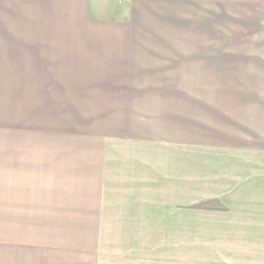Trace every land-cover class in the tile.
<instances>
[{
	"label": "crops",
	"instance_id": "1",
	"mask_svg": "<svg viewBox=\"0 0 264 264\" xmlns=\"http://www.w3.org/2000/svg\"><path fill=\"white\" fill-rule=\"evenodd\" d=\"M91 9L90 0H0V12L15 11L19 21L24 11L39 15L35 27L65 22L86 31L93 24L105 28L98 34H34L18 39L24 45L14 56L33 59V66L20 67L32 74L114 76L94 88L67 80L71 88L62 89L61 106L72 105L68 91H78L82 105L103 99L134 109L108 129L35 132L38 140L27 152L7 150L33 156L34 174L24 179L33 183L18 185L32 188L34 199L25 208L36 219L65 220L82 236L88 264H187V257L193 264H264V147L213 145L202 142V133L188 132L179 118L188 112L166 109L169 93L182 86L132 81L149 73L136 53L137 46L149 52L148 42L124 34L137 23L134 4L128 22L91 19ZM0 22L8 26L4 13ZM57 57L71 65L61 71L41 66ZM50 86L42 92H51ZM138 90L160 93L136 95ZM104 91L112 97H101ZM17 209L6 203L3 216L13 218ZM6 258L1 264L10 263Z\"/></svg>",
	"mask_w": 264,
	"mask_h": 264
},
{
	"label": "rangeland",
	"instance_id": "2",
	"mask_svg": "<svg viewBox=\"0 0 264 264\" xmlns=\"http://www.w3.org/2000/svg\"><path fill=\"white\" fill-rule=\"evenodd\" d=\"M90 3L91 19L114 22H128L127 11L134 4L137 23L129 24L124 34L145 38L149 52L157 57L141 52L137 46L139 61L145 67L141 66L147 67L143 70L149 73L133 75L132 81L182 86L169 93L170 104L166 109L172 115L176 109L188 112V116L179 115L188 132L202 133V142L211 141L213 145L264 147V0H90ZM9 10L0 12V19L4 13L8 23L2 27L0 22V264L6 257L9 264H18L17 260L34 264V259L37 264H62L63 260L88 264L90 257L83 247L82 236L72 233L65 220L36 219L34 210L25 208L27 201L34 199L32 188L18 185L33 183L24 180L34 174L33 156L6 153L27 152L38 140L35 132L44 135L57 133L54 131H98L115 120L118 124L122 121L121 113L134 109L130 106L127 110L124 102L115 107L103 99L92 103L99 105L90 102L82 105L77 100L78 91H68L72 105L67 101L66 106H61L59 100L62 95L65 98L62 89L71 88L67 80L94 88L114 76L32 74L20 67L33 66L34 60L14 56L21 50L19 45H24L18 39L25 40L34 34H98L105 33V28L93 24L86 31L65 22L35 27L39 15L24 11L19 21L16 12ZM21 22L30 24L18 26ZM71 61L60 57L43 59L41 66L61 71ZM84 62L90 66V60ZM48 84L51 92L43 93L42 88ZM156 92L160 93L138 90L136 95L155 96ZM109 93L112 92L104 91L100 96L109 97ZM99 118L105 123L99 124ZM18 158H22L21 162ZM20 199L22 204L18 203ZM8 202L20 208L11 213L13 218L3 216V206ZM192 258L187 257V264H193Z\"/></svg>",
	"mask_w": 264,
	"mask_h": 264
}]
</instances>
